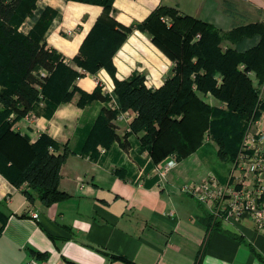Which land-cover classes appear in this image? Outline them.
<instances>
[{"label":"crops","instance_id":"obj_1","mask_svg":"<svg viewBox=\"0 0 264 264\" xmlns=\"http://www.w3.org/2000/svg\"><path fill=\"white\" fill-rule=\"evenodd\" d=\"M159 5L222 30L254 17L264 19V0H113L111 15L128 26ZM48 8L55 14L44 35L46 43L79 75L67 87L70 97L56 105L49 104L38 87L39 97L29 109L36 119L28 122L22 116L13 125L31 142L45 133L58 142V151L68 148L58 187L69 196L46 205L35 191L28 198L26 182L15 185L0 173V264H19L30 257L39 264H264V234L249 222L216 220L218 227L207 226L204 219L210 211L181 189L192 179L189 158L194 153L162 174L167 157L154 163L140 149L139 134L129 135L128 150L106 130L90 142L101 108L109 107V101L80 105L81 92L91 93L97 85L112 89L114 81L104 66L85 69L76 56L90 55V47L84 53L80 47L103 7L76 0H35L32 15L18 29L27 33ZM162 19L170 21L168 16ZM111 62L117 79L144 73L150 88L160 87L174 66L139 29L127 34ZM36 73L50 75L46 69Z\"/></svg>","mask_w":264,"mask_h":264},{"label":"trees","instance_id":"obj_2","mask_svg":"<svg viewBox=\"0 0 264 264\" xmlns=\"http://www.w3.org/2000/svg\"><path fill=\"white\" fill-rule=\"evenodd\" d=\"M76 1L103 7L80 47V53L90 47V55L83 59L78 55L76 61L85 69L104 66L108 70L119 105V109L101 108L90 142L95 143L97 132L106 130L111 139L128 150V137L136 133L140 149L147 151L154 163L170 154H175L177 163L202 146L208 131L218 145L217 155L222 159L228 156L232 162L244 129L240 128V119L256 112L259 103L248 72L254 71L259 81H264V27L247 23L222 30L165 5L156 7L144 20L125 26L111 15L113 0ZM34 8L35 0H0V173L15 185L26 182L29 199L32 190L50 205L69 196L58 187L59 170L68 148L58 151V142L45 133L31 142L13 128V123L38 99V87L45 100L56 105L70 97L67 87L79 74L62 63L61 54L44 38L54 10H43L27 33L18 29ZM164 16L170 21L163 20ZM133 29L146 31L175 62L172 73L158 88L147 87L143 74L133 73L121 80L115 76L111 56ZM197 34L199 37L194 39ZM246 39H253L248 47L243 42ZM222 41L228 42L224 48ZM40 69L50 75L37 74ZM208 92L227 109L211 106L202 96ZM94 99L105 102L109 97L97 85L91 93L81 92L79 102L83 105ZM127 108L137 114L129 130L124 126L120 135L113 120L118 110ZM10 113H14L12 119ZM204 221L207 226L218 227L212 215Z\"/></svg>","mask_w":264,"mask_h":264},{"label":"built area","instance_id":"obj_3","mask_svg":"<svg viewBox=\"0 0 264 264\" xmlns=\"http://www.w3.org/2000/svg\"><path fill=\"white\" fill-rule=\"evenodd\" d=\"M13 117L10 113L9 119ZM23 118L30 122L36 116L28 111ZM175 164V156H167L161 165L162 174ZM181 189L204 204L214 220L249 222L255 231L264 234V97L246 126L226 176L208 174L198 180L188 179ZM19 264L39 262L30 257Z\"/></svg>","mask_w":264,"mask_h":264},{"label":"rangeland","instance_id":"obj_4","mask_svg":"<svg viewBox=\"0 0 264 264\" xmlns=\"http://www.w3.org/2000/svg\"><path fill=\"white\" fill-rule=\"evenodd\" d=\"M247 23H253V24L257 23V24H260V26L264 27V19L258 20V18L255 19V17H254L252 19V22H247ZM247 23H240V24H247ZM196 38H198V37H196ZM243 42L248 47L249 45H251L253 43V39H246ZM227 43H228L227 41H222V43H221L222 47L224 48ZM173 63L175 64V62H173ZM171 73L172 72H169V74L167 76H169ZM142 74H144V73H142ZM248 75L251 78V82H252L253 87L255 88L257 93L259 94V103L258 104H260L262 102L263 97H264V81H262V82L259 81V79L256 77L254 71L248 72ZM130 76H128V77H130ZM102 92L109 97V100H108L109 101V107H112L114 109H119V105H118L117 100H116L114 88L102 89ZM202 96L214 108L227 109L226 104L224 102H222L220 99L215 98L211 93L208 92ZM258 104L256 106H258ZM254 108H256V107L254 106ZM253 111L254 112H252L249 116L245 115L244 117H242L240 119V121H241L240 128H241V126L244 128V129L242 128L243 129L242 136L244 134L246 126L250 122V119L255 114V110H253ZM136 114H137V111L134 112L132 108H127L125 110H121V109L118 110L117 117L113 120L115 125H116V129L119 130V132H121V130L124 131V126H128L127 128L129 130V128H130L129 124H130V122H132V120L134 119ZM14 127H15V125H14ZM241 139H242V137H241ZM217 149H218L217 143L215 142L213 137L211 135H209L208 131H206L204 133V136H203L202 146H200V148L196 152H194V154L192 153L193 154V155L191 154L192 156L189 155V156H191L189 158V161L191 163L193 162L192 168L189 169L190 173H191L190 178L198 180L203 176L206 177L208 174H215V175H218L222 178H224L226 176V174L230 168L231 162H230V159L228 158V156L225 159H222L220 156H218L217 155ZM170 155L174 156L175 154H170ZM189 156H187L183 160L187 159ZM196 156H198L200 161H198ZM175 160H176V158H175ZM195 161L200 162L201 164L196 165ZM196 175H198V176H196Z\"/></svg>","mask_w":264,"mask_h":264}]
</instances>
